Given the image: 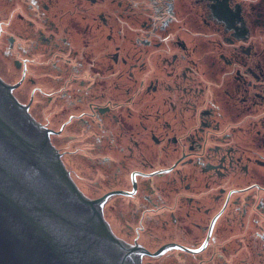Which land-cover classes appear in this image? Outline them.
Returning <instances> with one entry per match:
<instances>
[{"label": "flooded vegetation", "instance_id": "af4514ba", "mask_svg": "<svg viewBox=\"0 0 264 264\" xmlns=\"http://www.w3.org/2000/svg\"><path fill=\"white\" fill-rule=\"evenodd\" d=\"M4 12L16 89L42 67L63 155L80 137L94 191L120 188L111 223L136 224L127 235L148 251L186 244L149 264H264V0H0Z\"/></svg>", "mask_w": 264, "mask_h": 264}, {"label": "water", "instance_id": "95a60500", "mask_svg": "<svg viewBox=\"0 0 264 264\" xmlns=\"http://www.w3.org/2000/svg\"><path fill=\"white\" fill-rule=\"evenodd\" d=\"M0 81V264H142L146 246L107 236L98 203L69 183L47 130L7 96Z\"/></svg>", "mask_w": 264, "mask_h": 264}, {"label": "rangeland", "instance_id": "374dc122", "mask_svg": "<svg viewBox=\"0 0 264 264\" xmlns=\"http://www.w3.org/2000/svg\"><path fill=\"white\" fill-rule=\"evenodd\" d=\"M9 16H10L9 12H4L3 14L0 15V21L5 20ZM10 35H11L10 30H6V28L4 27L3 28L4 41H5V38L9 37ZM6 44L7 43L0 41V65H1V63L3 64L2 66H0V77L2 76L4 78V80H6L5 82L14 83L20 77V70L14 68L13 63H12V57L10 56L9 53H7V55L3 54V51L6 47ZM29 57H30V59H32L31 55ZM8 59H9V63H10L9 67L11 69V73H13L12 76L7 72V63L6 62ZM35 59L39 64H42L45 61V57H42L41 54L36 55ZM31 66H33V65L28 64V69ZM29 76L30 75L27 71V74L25 76V80ZM31 87L36 88V91L34 93V96H35L34 102H33V99L29 100L30 94L32 93V91L30 93ZM44 90H45V88L44 87L41 88V87L37 86L35 81L30 85L23 82L20 87H18L15 91H13V94L18 100H20L22 102H29V104H30V110L29 111L31 112V114L39 122L45 123L46 125H49L47 122H44V116L46 114V111H49L50 114L52 115L53 107H50L48 104H42L39 102L40 101V95L43 96L42 93L44 92ZM32 102H33V104H32ZM50 127H53V126H50ZM53 128H57V127H53ZM55 137L56 136H52V142L59 148V145H58L57 141L55 140ZM89 145L92 146V143H89ZM75 146H77V152H78V157L80 159V165L78 167H75V168L67 165V168L72 171L74 180L79 182L80 184H82L84 186V188L81 186L80 187L85 191V194L88 196L94 197L95 195L98 194V193L91 191L92 190V183L91 182L94 179L95 175H94L92 169L90 168L89 164L87 162H83V158H86V157H84V155H89V151L87 149V146L84 145L82 142H78V144L71 145L70 149L74 148ZM75 160H78V159L76 157L68 158L69 163L75 162ZM77 173H79V174H77ZM105 210H107V206H106ZM169 210H170V208H161L159 211L163 212V211H169ZM152 213H153L152 211L151 212L148 211L145 215H151ZM110 224H111L110 226L112 227V229L114 230V232L116 234L125 236L127 238L132 237V235H127V234L129 233V231L132 230V227H134L136 225V224H134V225L126 224L125 225V223L124 224H118V223L113 224L111 222H110ZM156 230H157V233H160V234L163 233L161 231V227H158ZM168 231L170 233L173 232L172 229H170ZM153 249H155V248H153ZM145 256H147V255H145ZM148 257L152 258V259H157V258L152 257V256H148ZM140 261L142 264H149V262L143 261V259Z\"/></svg>", "mask_w": 264, "mask_h": 264}]
</instances>
